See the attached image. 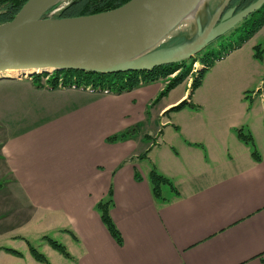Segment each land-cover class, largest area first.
<instances>
[{"label": "crops", "instance_id": "0c3cea01", "mask_svg": "<svg viewBox=\"0 0 264 264\" xmlns=\"http://www.w3.org/2000/svg\"><path fill=\"white\" fill-rule=\"evenodd\" d=\"M262 31L264 25L252 39ZM244 45L204 75L212 80V95L198 93L207 87L203 77L189 106L163 118L185 100L184 94L166 100L172 90L150 116L152 131L143 133L147 108L163 90L161 80L118 96L77 89L50 92L36 88L30 79L7 80L21 87L5 86L0 124L23 117L30 123L19 131L6 124L0 128V241H19L22 250L15 257L3 252L13 249L0 244V264H40L31 258L29 242L17 234L31 224L64 235L70 251L60 245L70 257L61 255L66 262L58 264H264V130L258 126L255 131L251 123L255 118L259 124L264 113V62L259 64L264 48L254 45L240 56L252 68L234 90L237 96L217 95L230 90L236 73L220 77L216 69L234 53L238 57ZM256 46L262 50L260 59L254 57ZM220 80L225 85L216 87ZM53 101L62 106L56 113L35 109L42 104L47 110ZM41 118H46L42 124L37 122ZM244 126L259 161L236 136L235 130ZM129 129L136 130L133 138L107 142ZM174 133L184 137L187 160L164 150L166 158L141 173L137 160L148 159L152 148L169 147ZM147 138L155 143L141 144ZM193 166L200 171L188 169ZM152 170L173 188L161 186L158 199L148 179ZM109 199L120 245L96 210Z\"/></svg>", "mask_w": 264, "mask_h": 264}, {"label": "water", "instance_id": "95a60500", "mask_svg": "<svg viewBox=\"0 0 264 264\" xmlns=\"http://www.w3.org/2000/svg\"><path fill=\"white\" fill-rule=\"evenodd\" d=\"M60 1L27 0L10 22L0 25V75L115 74L171 66L195 57L264 5V0H257L236 14L230 9L222 16L230 0L215 8L212 0H130L89 16L44 17ZM193 10L192 39L162 47Z\"/></svg>", "mask_w": 264, "mask_h": 264}, {"label": "trees", "instance_id": "16d2710c", "mask_svg": "<svg viewBox=\"0 0 264 264\" xmlns=\"http://www.w3.org/2000/svg\"><path fill=\"white\" fill-rule=\"evenodd\" d=\"M130 0H69L66 5L59 7V4L53 5L48 11L45 12L44 17H49V12L54 9L57 10V14L53 18L65 19L74 18L81 16H89L99 13L108 12L117 9ZM257 0H246V2L239 3V11L244 10ZM27 2V0H0V25L10 22L15 15L19 12L22 6ZM213 8H215L221 2H213ZM59 7V8H58ZM233 9V8H232ZM237 12V13H238ZM202 23H205L203 21ZM264 25V5L257 11L251 14L249 17L244 19L241 23L237 25L234 29L232 35L237 32V38L235 42L230 43L228 48L219 46L217 52H204L198 53L195 57L190 60H185L181 63L174 64L171 66H165L161 68L153 69L148 72H127V73H115V74H97V73H84L77 71H62L53 72L51 75L44 74H34L30 77L31 82L38 89H46L48 91H55L58 89H77L82 91H88L90 93L105 94V95H121L123 93H129L134 89L157 82L162 79H169L168 83L164 89L159 93L155 99V103L160 99L165 97L171 90L176 88L178 85L182 84L189 76L192 70L193 62L202 64L206 66V69H201L195 73L191 84V90H196L202 82V79L206 72L216 63L220 62L225 57H227L231 52L240 49L245 43H247L252 37L261 29ZM192 39L191 35H180L176 38H171L162 47H170L173 45H178L185 43ZM262 50L259 46L254 47V57L260 59ZM202 53V54H201ZM200 54V56H199ZM176 74L173 78L172 75ZM48 77L44 83L41 82V77ZM189 106L184 100L177 106L173 107L170 112H177L182 110L184 107ZM236 136L240 142L249 146L252 149V157L259 161L256 152H254L253 139L249 133H245L241 129L235 130ZM136 135L135 129H129L119 135H115L107 139L108 143H115L119 141H124L128 138H133ZM150 138H147L149 141ZM155 143V142H154ZM153 143V144H154ZM135 179L140 180L135 174ZM151 192L154 198H160V187L167 185L172 188L170 182L164 177L160 176L154 170L149 173L148 176ZM173 189V188H172ZM111 201H101L97 204L96 210L99 213L100 220L105 226L110 236L115 240L116 243L120 245L121 237L117 229L115 228L113 222L109 216V207ZM47 245L54 251L58 252L65 258L70 256L65 251L64 247L57 242L49 239L47 237L42 238ZM28 252L31 258L40 264H49L46 258L40 254L36 249H34L29 243L26 242ZM3 252L20 257L21 254L17 251L10 249H3Z\"/></svg>", "mask_w": 264, "mask_h": 264}, {"label": "rangeland", "instance_id": "374dc122", "mask_svg": "<svg viewBox=\"0 0 264 264\" xmlns=\"http://www.w3.org/2000/svg\"><path fill=\"white\" fill-rule=\"evenodd\" d=\"M68 1L69 0H61L60 2H58V3H56V4H59V7L60 8H62V5H66L67 3H68ZM213 1V0H212ZM220 2L222 1V0H219ZM212 6V5H211ZM58 7V8H59ZM213 7V6H212ZM57 10L58 9H54V10H52L51 12H49V17H53L54 15H56L57 14ZM192 29V30H191ZM194 30V24H192V21H190V22H187L186 20H183L179 25H178V27L168 36V38H166V39H164L165 41L163 42V43H167L168 42V40H170L171 38H176V37H178V36H180V35H191V37H192V31ZM234 32V30L231 32V33H229V34H227V35H225V36H223L222 38H219L217 41H215V42H213V43H211L209 46H207L203 51H202V53H204V52H217V50H218V47L219 46H223L224 48H228V46H229V44L230 43H233V42H235V40H236V38H237V32L235 31V35H232V33ZM254 45H260L261 47H262V50H263V48H264V31H262L261 33H259L256 37H254V39H250L249 41H248V43L246 44V45H244V51H239L240 52V55H238V57H237V55H235L236 53H234L233 55H231L230 57H228L227 58V62H225V63H221V64H223V65H221L220 67H218L217 69H216V72L218 71V73L220 74V77H223L226 73H229V74H231V73H236L235 75H236V77L232 80V86H231V88H230V90H220L219 91V94H217V95H219V96H222V95H227V96H237V94L234 92V90H237L238 89V86L240 85V84H242L243 82H244V79L245 78H247V74H248V72L251 70V66H250V64L248 63V60H247V58H240V56L242 55V54H245L246 52H249V51H251V48L254 46ZM238 52V53H239ZM201 53V54H202ZM199 56H200V54H199ZM262 62H264V53H263V55H262V61H260L259 62V64H262ZM200 64V63H199ZM198 64V65H199ZM231 64H233V65H231ZM215 65V64H214ZM202 69V68H201ZM201 69H198V67H197V69H196V67L194 68V67H192V70H191V72H190V74H189V76H188V78L182 83V84H180V85H182L181 87H179L178 89H176L175 91H174V89H173V91H172V95L171 96H167V99L166 100H168L170 97H178L179 95H182V94H184V96H185V101L187 102V101H190L191 100V97H192V94L194 93V91L195 90H191V84H192V80H193V78H194V75H195V73H197L199 70H201ZM209 72V70L206 72V74ZM53 73V72H52ZM9 75V73H5V74H3V75H0V77L2 78V79H0V100H2L1 99V97L2 98H5L6 99V97H7V95H5L6 94V88H5V86H7V84L10 86V85H14V86H17V87H21V86H18V85H15V83H11V81H7V80H11V79H7L8 77H10V76H8ZM34 75V74H33ZM33 75H31V76H33ZM41 75V74H40ZM47 75L49 76V75H51V73H47ZM176 74H174L173 76H171L170 78H173L174 76H175ZM31 76H29V77H15V78H13V79H25V80H29L30 79V77ZM230 77V76H229ZM42 79H41V82L42 83H44L45 81H46V79L48 78L47 76L46 77H41ZM204 78H206V82H207V87H204V89H202V90H200L198 93L200 94V95H203V96H210V95H212V89L210 88V87H208L210 84H211V82H212V80L211 79H209L208 77H207V75H206V77L204 76ZM203 78V79H204ZM250 78V77H249ZM249 78H248V81H249ZM6 80V81H5ZM168 80L169 79H162L161 81H163L164 82V84H163V89H164V87L166 86V84L168 83ZM230 81V80H229ZM228 81V82H229ZM9 82V83H8ZM26 82H28V81H26ZM30 82V81H29ZM29 82H28V84H29ZM162 82V83H163ZM227 82V83H228ZM28 84L26 85V86H28ZM180 85H178V86H180ZM218 85H221V86H224L225 84H221V80L220 81H218L217 82V84H216V87H218ZM4 86V87H3ZM177 86V87H178ZM201 86V85H200ZM199 86V87H200ZM141 87V86H140ZM198 87V88H199ZM15 88V87H14ZM139 88V87H138ZM43 90H46V89H43ZM59 90V89H58ZM48 91V90H47ZM170 91V92H171ZM36 92H42V91H36ZM51 92V91H50ZM44 93V92H43ZM124 94V93H123ZM105 95V94H104ZM164 99V98H163ZM161 100V99H160ZM159 100V101H160ZM5 101H7V100H5ZM155 101V99L153 100V107L152 108H147V111L149 112H147L146 114V116H145V119H144V121L145 120H147V121H145V122H143L142 123V126H141V128H140V126H138L140 129H141V131H142V133L145 131V132H147V131H149V129H150V131H152L151 129H152V127H153V123H151L150 124V116L154 113V111H156V110H158V109H156L157 108V106H158V102H154ZM165 100H163L162 102H164ZM54 102V101H53ZM52 102V104L48 107V109L46 110V108H47V106L46 105H42V104H38V107L37 106H35L36 108V110H44V111H53V112H57V111H59V110H61V108H62V106H56V103L54 102L53 103ZM257 103H258V101H257ZM47 104V103H46ZM63 104V103H62ZM57 105H59V104H57ZM71 106H72V104H70ZM63 106H67L66 104L65 105H63ZM70 107V106H69ZM30 113H32V111H29ZM34 113V112H33ZM168 113H170V110H168L167 112H165V114H163L162 115V117L163 118H166V116L168 115ZM167 114V115H166ZM43 118H41V121L40 120H38L37 119V122H40V124H42V123H44L46 120V118H44L43 120H42ZM148 120H149V122H148ZM30 120L29 119H27V117H23V118H21V119H19V120H16V121H13V123L12 124H7V123H11V121H9V122H5V124L6 125H12L11 126V128L12 129H14V130H24V129H27V127H29L28 126V124L30 123L29 122ZM149 123V125H148V123ZM251 123H252V125H253V129L256 131V128L258 127V126H260V128L261 129H263L264 130V128H263V126H264V113H263V111H261L260 112V114H259V124H257V120H255V118H252L251 119ZM5 124H0V128L1 129H4V125ZM144 124V125H143ZM248 125V124H247ZM32 127H35V126H32ZM32 127H30V128H32ZM145 127V128H144ZM244 128L245 129H243V131L245 132V133H247V130H246V128H247V126H244ZM143 129H147V130H143ZM173 131V130H172ZM141 136H143V134H141ZM153 137V136H152ZM174 138H175V140H174V142H170V146L168 147L167 145H162L161 147H159L158 148V146L156 147V148H152L153 149V151L150 153L151 155L149 156V158L148 159H145V160H143V161H138L137 160V163L136 164H138V168H139V170H140V172L141 173H144L145 174V171H144V167L145 166H148V167H150L151 169H153V168H155V165L156 166H158L159 165V161H158V158H163V159H165L166 157H165V151H167V152H169V154L170 155H172V152L173 151H171L170 149H172V150H174V151H176L178 154H179V156L181 157V161H185V160H187V155H184L183 153V148H182V146H183V144H184V137L183 136H181V135H177V134H175L174 133ZM139 139H140V137H138L135 141H136V145H137V142L139 141ZM150 140V139H149ZM158 140V139H157ZM1 141V140H0ZM152 141H154V139L153 140H150V142H148L147 140H145V141H142V143L141 144H151L152 143ZM167 143H169V142H167ZM139 145V144H138ZM137 145V146H138ZM140 146V145H139ZM185 148V147H184ZM165 150V151H164ZM137 151H139V148H137V150H136V153H137ZM168 164H169V162H168ZM194 165V164H193ZM194 168H188L189 170H193V169H195L196 170V172L198 171H200V168L198 167V166H193ZM162 190H163V194L165 195H167L168 194V187L167 186H165V187H163L162 188ZM21 191V190H20ZM28 227V228H27ZM46 227L45 226H41V227H37L36 225H34V224H31V225H29V226H26V227H22V229H19L18 230V232H17V234L18 235H20L21 237H24L25 239H26V241H28L29 243H30V245L34 248V249H36L40 254H42L43 256H45L46 257V259L50 262V264H58V262H66L63 258H62V256L61 255H59V253H57L56 251H54V250H52L48 245H47V243L46 242H44L43 240H41V233H43L45 230ZM44 235L47 237V238H50V239H52V240H54V241H56L57 243H59V244H61V245H63L67 250H68V252L70 251V247L69 246H67V244H66V242H65V237H64V235H62V233H55V232H53V231H49V232H44ZM21 242H19V241H14L13 243H9V242H7V241H0V244L1 245H3V247H6V248H11V249H13V250H16V251H19V252H21L22 250H20L21 248H20V246H19V244H20ZM25 252H27L26 250H25ZM24 264V263H23ZM65 264H68V263H65Z\"/></svg>", "mask_w": 264, "mask_h": 264}, {"label": "flooded vegetation", "instance_id": "af4514ba", "mask_svg": "<svg viewBox=\"0 0 264 264\" xmlns=\"http://www.w3.org/2000/svg\"><path fill=\"white\" fill-rule=\"evenodd\" d=\"M211 2H220L219 0H213V1H211ZM238 2H246V0H230L229 1V3H228V5H227V7L224 9V11H223V14H222V16L224 15V13L225 12H227L228 10H230V9H234V14H236L238 11H239V9H238V7H239V3ZM237 26H235V28H236ZM234 28V29H235ZM228 33H231V31H229ZM227 33V34H228ZM226 34V35H227ZM201 64H199L198 65V63L197 62H193V64H192V67H198V66H200ZM155 142V140L154 141H152V144Z\"/></svg>", "mask_w": 264, "mask_h": 264}, {"label": "bare ground", "instance_id": "6f19581e", "mask_svg": "<svg viewBox=\"0 0 264 264\" xmlns=\"http://www.w3.org/2000/svg\"><path fill=\"white\" fill-rule=\"evenodd\" d=\"M194 10L191 12V13H189V15L185 18V20L187 21V22H190V21H192V19H193V17H194ZM7 73H9V75L8 76H10L11 78H15V77H18L19 76V73L18 72H7ZM5 74V73H4ZM3 75V74H2ZM0 79H2L1 77H0Z\"/></svg>", "mask_w": 264, "mask_h": 264}]
</instances>
